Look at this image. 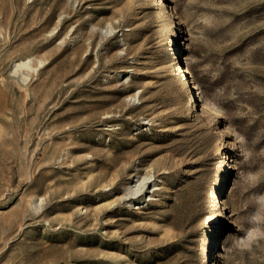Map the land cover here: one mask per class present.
Segmentation results:
<instances>
[{
	"label": "rangeland",
	"instance_id": "obj_1",
	"mask_svg": "<svg viewBox=\"0 0 264 264\" xmlns=\"http://www.w3.org/2000/svg\"><path fill=\"white\" fill-rule=\"evenodd\" d=\"M152 4L0 0V264H264V0Z\"/></svg>",
	"mask_w": 264,
	"mask_h": 264
},
{
	"label": "bare ground",
	"instance_id": "obj_2",
	"mask_svg": "<svg viewBox=\"0 0 264 264\" xmlns=\"http://www.w3.org/2000/svg\"><path fill=\"white\" fill-rule=\"evenodd\" d=\"M153 1V4H152V7L153 8H158L157 9V12L162 15L163 17L167 14H169L168 11H164L163 9H161V6L164 4V0H152ZM170 8V7H169ZM173 10V8H171V11ZM172 17V14L170 15ZM66 19L63 17V14H61L59 16V19H58V22L55 26V30L60 26L62 25V23L65 21ZM63 29V26L60 27V30L58 31L57 33V36L60 35L61 31ZM107 30H113L112 27L109 25ZM54 31V30H53ZM182 43L180 42V45ZM185 45H186V42H185ZM176 47V51L180 48V47H177V45H175ZM190 59L191 57L188 56L187 54V57H186V64L182 62V58L180 60V62L178 61L176 63H173L172 61H169L167 63V66H166V69L169 71V70H172L173 72H175V75H177L180 83H179V88L183 91V93L185 94V97L189 100H192V105H191V109L194 112H198L199 110V106L201 105L202 107V111L205 109L206 107V103H204L202 100H196L195 99V95L193 93V90L196 88L194 82L192 80H189L190 78V74H191V65H190ZM33 59L32 58H27V59H22V60H19L17 61L15 64H14V67H13V71L15 73H19L22 78L24 79H27L29 76H30V71L31 70H35L33 64ZM45 61L43 60H39V64L42 66V64L44 63ZM37 64V63H36ZM38 65V64H37ZM36 71V70H35ZM32 72V71H31ZM199 98H200V95H199ZM198 102L200 104H198ZM136 179V178H135ZM134 180V179H133ZM152 180V176L150 174H146L144 176H138L136 181H135V184L131 185L129 187V193L126 195V196H133L136 197V195L141 192V189L150 181ZM152 184V183H151ZM155 190H157L158 188V184H154V187H153ZM124 199V198H123ZM132 199V198H131ZM223 205L224 206H227V200L224 198L223 199ZM83 210V209H82ZM81 210V211H82ZM226 244H227V240L225 239L224 240V244H223V247L222 248H225L226 247ZM222 246V245H221ZM221 246L219 249H221ZM220 252V254H219ZM222 257V252L219 250L215 253V257L213 259L210 260L209 264L212 262V264H218V261H220ZM219 259V260H218Z\"/></svg>",
	"mask_w": 264,
	"mask_h": 264
},
{
	"label": "built area",
	"instance_id": "obj_3",
	"mask_svg": "<svg viewBox=\"0 0 264 264\" xmlns=\"http://www.w3.org/2000/svg\"><path fill=\"white\" fill-rule=\"evenodd\" d=\"M180 37H183V39L185 38L184 35H183V36H180ZM180 42L182 43L181 45H182V47L184 48V47H185V42H186V41H183V40H182V41H180ZM184 54H185V52H183V54L181 55V58H182V62L186 64V55H184Z\"/></svg>",
	"mask_w": 264,
	"mask_h": 264
}]
</instances>
